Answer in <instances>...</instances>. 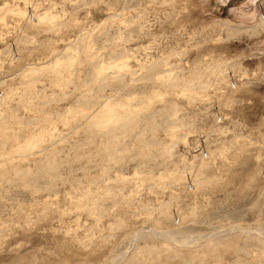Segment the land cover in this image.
<instances>
[{
  "label": "rangeland",
  "instance_id": "rangeland-1",
  "mask_svg": "<svg viewBox=\"0 0 264 264\" xmlns=\"http://www.w3.org/2000/svg\"><path fill=\"white\" fill-rule=\"evenodd\" d=\"M0 8V264H264V0Z\"/></svg>",
  "mask_w": 264,
  "mask_h": 264
},
{
  "label": "bare ground",
  "instance_id": "bare-ground-1",
  "mask_svg": "<svg viewBox=\"0 0 264 264\" xmlns=\"http://www.w3.org/2000/svg\"><path fill=\"white\" fill-rule=\"evenodd\" d=\"M218 1L219 0H216V3H218ZM221 4H219V6H220ZM0 10H2V8H0ZM14 15H19V16H22V17H25V15L27 14V13H25V12H23V11H20V10H17V8L16 9H12V10H10ZM212 11L213 12H216V11H218V5L216 6H214V7H212ZM4 14V13H3ZM48 13H46V14H43V15H39L38 16V18L40 19V20H44V21H48V22H53L54 20H55V18H54V16H49V15H47ZM232 14H234L235 15V11L234 12H232ZM5 15V14H4ZM26 17H28V15L26 16ZM240 17L241 18H244V20H252V19H254V23L251 25V30L252 31H258V30H260V29H264V14H262V15H260L259 17H256V14L255 13H245V14H243V15H240ZM30 18V17H29ZM4 16H1V14H0V23H3L4 22ZM31 19V18H30ZM256 19V20H255ZM37 20V19H36ZM69 48V47H68ZM67 48V49H68ZM66 49V48H65ZM66 49V50H67ZM69 51V50H68ZM68 51H66V53H68ZM65 52V51H64ZM61 53V52H60ZM58 58V57H57ZM72 58H73V56H72ZM57 61H59L60 59L58 58V59H56ZM54 62V61H53ZM59 64V63H58ZM105 68H106V65H105ZM104 67H103V65H101L100 66V70L101 71H104V69H105ZM55 72H56V70H55ZM99 76V75H98ZM105 102V101H104ZM115 117H118V115H115V114H113L112 112L109 114V118H115ZM121 119V118H120Z\"/></svg>",
  "mask_w": 264,
  "mask_h": 264
}]
</instances>
